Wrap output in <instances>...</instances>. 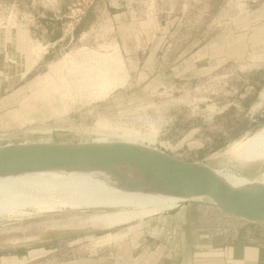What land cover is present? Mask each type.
I'll return each instance as SVG.
<instances>
[{
    "label": "rangeland",
    "instance_id": "1",
    "mask_svg": "<svg viewBox=\"0 0 264 264\" xmlns=\"http://www.w3.org/2000/svg\"><path fill=\"white\" fill-rule=\"evenodd\" d=\"M58 10L61 16H66L63 22L72 24L73 33L68 41L53 48L47 60L50 62L24 82L26 87L22 93L9 97L8 109L0 113V147L95 140L96 143L143 145L147 141L146 145L187 162L204 164L215 172L232 173L247 181H256L264 174V164L243 166L228 152L230 147L264 128V69L257 71L255 66L250 67L258 60L257 67L264 68V0H0V27L7 30L8 40L12 42L9 61L30 64L32 57L37 58L30 52L32 43L23 46L16 40L25 31L22 38L39 40L35 45L40 47L46 45L47 34L43 35V28H37L38 21L60 22L56 18L53 21L43 18L48 14L54 17ZM115 13H125L126 19H133L135 23L147 20L150 14L152 21L167 24L168 27L162 29L165 31L174 25L168 33L173 57L184 49L193 48L191 42L202 45L217 35V41L223 45L225 38L221 34L225 26L240 25V32L235 35L241 36L242 42L241 48H237L246 52L248 64L243 65L242 70L252 77L239 79L236 74L232 76L237 67L226 66L194 80L174 81L169 75L160 80L139 78L132 72L143 65V58L139 56L141 62L137 64L128 63L121 56L117 32L110 20ZM85 16L84 25L90 30L77 39L74 29L82 24ZM152 28L155 29L153 24ZM105 55L118 60L125 73L120 72L122 68L118 64L107 61ZM251 57L256 60L252 61ZM32 66L33 63L28 70ZM206 66L207 61L199 67ZM165 69L168 74L169 70ZM254 81L256 85L260 83L255 95ZM250 94L252 101L247 110H243L239 101ZM234 105L239 109L231 112ZM234 118L240 120L238 128L234 127L237 124ZM231 128L236 138L227 137ZM215 137L221 138L217 144L213 143ZM92 217L61 213L22 221L0 219V242L16 245L25 235L48 229L50 236L68 235L75 230L99 236L124 233L136 223L94 230L85 223ZM71 218L73 222L68 221ZM212 229L213 226L208 228ZM87 236L73 235L71 255L60 250L62 253H57L56 260L46 258L42 264H61L70 257L75 261L84 252H95L97 238L86 239ZM66 243L62 242L60 248L64 250ZM44 245L46 243H35L32 247ZM81 247H87L82 254L78 251ZM4 248L0 245V259L12 252Z\"/></svg>",
    "mask_w": 264,
    "mask_h": 264
},
{
    "label": "crops",
    "instance_id": "2",
    "mask_svg": "<svg viewBox=\"0 0 264 264\" xmlns=\"http://www.w3.org/2000/svg\"><path fill=\"white\" fill-rule=\"evenodd\" d=\"M58 14L60 18L57 17ZM57 15L54 14L53 17L48 14L47 18L42 16L48 21H53L54 18L60 20L56 24L38 21L37 28H43L41 32L43 35L47 34L48 38L43 47L35 45L36 42H40L39 40L30 39L29 41L27 37L22 38L25 31L24 34L21 33L18 36V40H16L18 44L26 43L27 46H30L32 43L30 52L32 55L36 54L37 58L32 57L34 59L30 64L9 61V49L12 47L10 45L12 42L8 40L7 30L0 27V113L8 109L7 103L14 93V96L22 93L23 88L26 87L24 82L50 62L47 60L53 54V48L58 43L68 41L69 36L73 33L72 24H65L62 20L66 16H61L60 10L57 11ZM126 18L125 13H115L111 15L110 20L117 32L119 52L123 59L128 63L139 64L141 62L139 56H142L143 65L140 67L138 65L137 69L132 72L139 78L152 77L154 80H160L169 75L170 80L174 81L194 80L206 74L210 76L213 72L226 66L237 67V72L232 73V76L236 74L239 79L252 77L251 73L250 75L244 74L245 70H242L243 65L248 64L245 59L246 52L237 48L241 46L242 42L241 36L235 35L236 32H240V25L235 28L231 24L225 26V30L221 34L225 38L223 45L217 41L219 38L217 35L209 38L202 45H195L191 42L193 48L184 49L179 55L173 57V46L168 33L174 25L170 26L167 31L162 30L163 26L168 27L167 24L152 21L150 14L147 15V20L139 23ZM238 23L241 24V22ZM152 24L155 29L152 28ZM220 47H224L223 50ZM16 56L18 57V55ZM105 57L107 61L118 64L122 68L121 71L119 67L120 72L125 73L123 65L118 60L109 58L110 55H105ZM251 59L252 61L256 60L255 57H251ZM206 61L208 66L199 67ZM257 62L258 60L254 62L255 65L250 67L255 66L257 71L263 70V67H257ZM32 63L33 66L28 70ZM165 67L169 70L168 74ZM253 84L255 95L259 90L260 83L256 85L254 81ZM148 87L150 86L148 85ZM163 90L165 89L163 88ZM242 96H240L241 99ZM250 101H252V94L239 101L243 110H247ZM230 109L231 112L238 111L239 107L234 105ZM234 119L237 124L229 121L238 128L240 120ZM217 121L219 122V120ZM227 133L229 138L236 136L234 128H231ZM220 139V137L213 138V143L217 144ZM214 219L221 221L220 218L209 214L202 207L185 203L177 209L136 222L124 233H108L99 236L89 232L76 233L78 230H75L68 235L50 236L52 234L48 232L50 231L48 229L43 233L35 232L25 235L24 239L16 245L0 242V245L5 247L4 249L12 251L0 259V264H42L46 258L56 260L57 253L63 252L71 255L72 248H74L71 241L75 234H86L89 236L86 239L97 238L95 241L96 250L95 252L92 250L89 254L87 252L82 254L87 250V247H81L79 250L77 249L82 254L79 259L72 261L70 257L61 264H264V224L243 226L235 238L225 239L212 236L206 240L204 234L209 231L208 228L213 226ZM68 221L73 222L74 220ZM67 241H69V245L66 243ZM62 242L66 243L64 250L60 248ZM35 243H46V245L32 247Z\"/></svg>",
    "mask_w": 264,
    "mask_h": 264
},
{
    "label": "water",
    "instance_id": "3",
    "mask_svg": "<svg viewBox=\"0 0 264 264\" xmlns=\"http://www.w3.org/2000/svg\"><path fill=\"white\" fill-rule=\"evenodd\" d=\"M95 141L2 146L0 177L32 172H99L122 193L178 200L171 210L194 202L236 232L246 225L264 224V183L234 188L208 166L181 160L146 145L147 141L143 145Z\"/></svg>",
    "mask_w": 264,
    "mask_h": 264
},
{
    "label": "bare ground",
    "instance_id": "4",
    "mask_svg": "<svg viewBox=\"0 0 264 264\" xmlns=\"http://www.w3.org/2000/svg\"><path fill=\"white\" fill-rule=\"evenodd\" d=\"M228 152L240 165L264 164V128ZM216 173L234 188L264 183V174L256 181H247L232 173ZM177 202L159 195L122 193L99 172H32L0 177V219L6 222L78 213L93 216L85 223L94 230L110 229L162 214Z\"/></svg>",
    "mask_w": 264,
    "mask_h": 264
},
{
    "label": "built area",
    "instance_id": "5",
    "mask_svg": "<svg viewBox=\"0 0 264 264\" xmlns=\"http://www.w3.org/2000/svg\"><path fill=\"white\" fill-rule=\"evenodd\" d=\"M212 225L213 229L205 234L207 240L210 239L212 236L224 237L225 239H231L238 236V233L236 231H232L220 220H214Z\"/></svg>",
    "mask_w": 264,
    "mask_h": 264
},
{
    "label": "trees",
    "instance_id": "6",
    "mask_svg": "<svg viewBox=\"0 0 264 264\" xmlns=\"http://www.w3.org/2000/svg\"><path fill=\"white\" fill-rule=\"evenodd\" d=\"M86 17L87 16H85L84 18H82V20H81L82 21L81 22L82 24L80 26H78L77 28L74 29V32H75V35H76L77 39L80 38L82 35H84L86 32H88L90 30V27L84 25L85 24V20L84 19Z\"/></svg>",
    "mask_w": 264,
    "mask_h": 264
}]
</instances>
